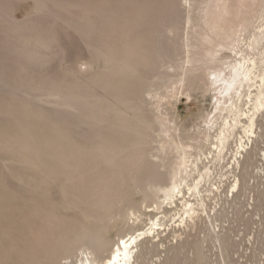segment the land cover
Wrapping results in <instances>:
<instances>
[{
	"label": "rangeland",
	"instance_id": "obj_1",
	"mask_svg": "<svg viewBox=\"0 0 264 264\" xmlns=\"http://www.w3.org/2000/svg\"><path fill=\"white\" fill-rule=\"evenodd\" d=\"M230 2L234 12V8L244 5L242 17L256 19L254 30L248 32L251 35H246L250 42L253 31L257 33L264 27V13H261L264 0ZM195 5V0H0V264H23L50 206L61 215L78 216V209L70 204L69 207L66 201L71 199L72 192L65 187L68 193L63 192L62 173L73 170L76 162L79 169L85 170L82 158L110 140L107 136L113 133L116 117L135 114L138 106L135 98L126 96V100H116L94 82L93 74L105 73L113 64L123 66L119 60L127 54L126 44H133L136 38L141 40V36L157 46L171 45L167 40L158 42L163 27L176 26L179 45L181 35L186 32L181 11L186 7L195 9L198 6ZM24 49L33 54L34 50L38 51L37 59H34L36 54L28 56ZM252 51L246 53L250 57L264 53V39L254 50L256 53ZM178 52L184 55L181 50ZM180 53L175 55V61H183ZM232 54L225 52L220 57L232 64L240 58ZM30 56L33 60L27 58ZM145 70L139 68L136 72L139 76L146 75ZM173 80L176 78L170 80L172 83L166 82L167 87L151 82L155 93L151 92L153 96L148 98L146 119L174 120L180 132L174 130L171 135L180 136L189 146L195 144L194 149H189L191 154L195 155L201 146L208 152L210 143L206 142L203 119L215 112L218 93L202 88L203 81L197 80L193 86L188 82L175 84ZM246 100H242L243 104ZM96 101L104 120L101 123L94 117L100 111L96 109ZM259 147L264 149V144L260 142ZM172 151L168 149L164 153L168 161L179 157L176 150ZM232 161L233 153H228L221 161L207 163L212 172L207 182H201L199 192H190L189 186L185 187L186 199L198 214L184 226H179L185 218L181 197L173 204L161 198L162 208L156 209L157 205L144 202L141 194L132 195L133 202L142 204L143 208L138 219L133 218L135 226L124 228L123 235L140 234L149 230L153 219L161 221V236L152 239L157 253H152L146 263L165 264L169 247L181 244L179 264H194L193 243L199 241L211 258L209 264H264L258 241L259 236L264 240V161L252 165L247 186L241 184L239 188L231 187L235 170ZM193 172L187 179L188 185L198 179V172ZM52 176H55L53 180ZM29 183L35 184L34 189L30 186V191ZM65 194L68 196L64 197ZM27 202L39 209V214L30 212L31 206L28 210L23 208ZM117 233V228L109 225L106 238L115 240ZM220 235L231 240L225 252L217 241ZM73 258L69 262L78 264Z\"/></svg>",
	"mask_w": 264,
	"mask_h": 264
},
{
	"label": "bare ground",
	"instance_id": "obj_2",
	"mask_svg": "<svg viewBox=\"0 0 264 264\" xmlns=\"http://www.w3.org/2000/svg\"><path fill=\"white\" fill-rule=\"evenodd\" d=\"M230 1L195 0L197 8L183 7L184 10L181 11V20L186 32L181 35L179 45L178 41L176 42V26L163 27L162 38L159 37L158 42L162 44V41L167 40L166 43L171 42V45L165 47L155 43V46L141 36V40L136 38L133 44H126L127 54L119 60L123 66L119 64L117 67V64H113L107 72L93 74L94 82L113 98L122 101L126 100V96H131L138 101V106L133 115L119 114L112 129L113 133L107 136L110 140L85 154L82 158L85 170L79 169V162H76L73 170L62 173L60 181L63 192L68 193L65 188L72 192L71 199L66 201L69 207L72 205L78 209V216L61 215L55 212L54 207L48 206L46 216L42 220L43 225L41 223L38 227L35 245L25 260L23 258V264H75L69 262L73 257H76L73 259H76L78 264H148V257L157 253L156 243L152 239L160 235L161 221L153 219L149 230L140 234L130 232L123 235L121 231L124 228L135 226L133 218L138 219L137 215L143 208L142 204L133 202L132 195L141 194L143 201L155 203L156 209H161L165 201L173 204L175 199L181 197L180 199L184 200L185 218L182 217L179 226H184L188 221H194L198 214L194 205L186 199L185 187L189 186L190 192H199L201 182H205L212 172L208 164L221 161L228 153H233L232 166L235 170L231 187L239 188L241 184L247 186L252 165L264 161V149L259 147L260 142L264 144V53L250 57V51L249 54L246 52L253 50V54L260 46L264 39V27L259 30V26L257 33L253 31L251 41L247 42L246 35H251L248 32L253 29L256 19L242 17L243 9H246L243 8L244 5L234 8V12ZM261 13H264V9ZM237 18L240 21H236ZM169 46L171 49H168ZM180 50L184 52L183 56L178 52ZM34 51L35 58L31 57L34 55L33 51H29L28 56L33 55L27 57L28 59H37L39 53ZM225 52L240 58L232 64H227L220 57ZM179 53L183 57V61L179 59L180 62L174 60L177 58L175 55ZM139 68L146 69V75L139 76L138 71L136 72ZM172 78H176L173 82L176 81L175 84L179 85L188 82L194 86L197 80L203 81L205 84L202 88L213 89L218 93L217 97L215 96V112L213 115L211 113L212 116H203L206 142L210 143L208 152L203 151L201 146L195 155L191 154L189 149H194L195 144L193 147L189 146L180 136L171 135V132L177 129L174 120L173 122L169 119L154 118L150 122L146 119L148 98L155 93L151 90V82L163 87L162 85ZM244 98L247 99L246 109L242 102ZM99 101H96V109L100 108ZM99 110L94 117L101 123L104 120L101 108ZM156 141H162L161 145L157 142L154 146ZM168 149H171V152L176 150L179 157L168 161L164 155ZM238 170L241 171L237 173ZM193 171L198 172V179L188 185L187 179L193 176ZM259 173L261 172L256 176H259ZM54 178L55 176H52L51 180ZM27 185L28 190L31 185L34 189L35 184ZM66 196L68 195L65 194L64 197ZM161 198H164V201L160 203ZM28 203L23 204L26 210L31 206ZM31 208L30 212L39 214V209L33 206ZM109 225L117 228L115 240L106 238ZM32 234L34 235V232ZM259 237L260 250L264 254V240L261 241ZM218 239V244H221L225 252L231 240L224 235H220ZM202 245L199 241L193 243L196 251L194 264L210 263L208 259L211 258L206 255ZM182 247L181 244L169 247L165 264H179Z\"/></svg>",
	"mask_w": 264,
	"mask_h": 264
}]
</instances>
